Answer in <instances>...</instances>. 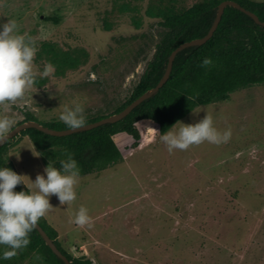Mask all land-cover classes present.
<instances>
[{"label":"rangeland","instance_id":"1","mask_svg":"<svg viewBox=\"0 0 264 264\" xmlns=\"http://www.w3.org/2000/svg\"><path fill=\"white\" fill-rule=\"evenodd\" d=\"M203 1L209 0H0V31L15 20L19 33L35 41L38 72L49 64L44 41L79 57L62 74L37 76L9 111L0 106V117L15 125L29 110L43 121L60 120L74 102L86 118L111 112L129 96L168 30L161 21ZM205 115L219 131L231 129L229 142L169 154L159 138L166 132L146 121L139 145L121 161L80 176L74 203L50 196L53 209L43 219L61 245L96 264H264V84L199 104L177 122L195 124ZM177 122L168 131L178 130ZM5 151L11 170L25 176L18 191H33L38 174L47 178L27 136L9 138ZM80 206L92 228L72 223Z\"/></svg>","mask_w":264,"mask_h":264},{"label":"trees","instance_id":"2","mask_svg":"<svg viewBox=\"0 0 264 264\" xmlns=\"http://www.w3.org/2000/svg\"><path fill=\"white\" fill-rule=\"evenodd\" d=\"M220 1L194 3L180 13L165 17L161 24L168 30L157 43L152 59L129 96L109 113L89 115L87 122L121 110L139 94L153 87L162 76L172 49L179 43L201 37L208 31ZM235 1L253 11L264 22V0ZM41 52L46 61L55 67L57 74L75 68L79 63V57L74 52L62 49L53 42H42ZM206 57L214 62L211 69L200 66ZM252 84H264V25L239 8L226 5L211 37L202 44L180 49L163 85L134 106L123 118L65 135H51L34 127H26L18 133L27 136L45 168L50 164L61 169L60 161L66 159L64 150L67 149L77 161L80 176L94 174L115 165L139 145L144 122L154 123L159 134H163L195 106L223 101L230 93ZM197 93V99L190 98ZM27 120H35L56 129L67 128L61 120L43 121L33 112L24 110L23 121ZM8 141L9 138L0 145V169L6 167L11 170L5 151ZM14 191L19 192L15 188ZM38 223L71 264H96L92 258L77 257L64 248L56 238L55 229L43 218ZM29 238L31 242L27 248L9 260L3 259V252L10 249L0 245V264L35 260L36 253L44 258L43 261L35 260L40 264H65L45 243L36 228Z\"/></svg>","mask_w":264,"mask_h":264},{"label":"clouds","instance_id":"3","mask_svg":"<svg viewBox=\"0 0 264 264\" xmlns=\"http://www.w3.org/2000/svg\"><path fill=\"white\" fill-rule=\"evenodd\" d=\"M38 49L35 41L25 34L19 33V25L15 20H9L0 31V106L4 111L22 99L31 91L37 82V76L50 77L55 67L49 63L43 72H38L34 64ZM202 68L211 69L214 62L211 58L203 59ZM199 93L194 97L195 100ZM187 97V99H190ZM84 107L74 102L73 107L65 106L59 119L69 129H79L86 125ZM180 127L176 131H168L160 135V140L166 145L169 154L175 150L186 151L193 146L205 142L221 145L229 142L231 129L223 132L214 126L213 117L205 115L195 124L185 125L177 122ZM14 126V121L8 116L0 117V141L4 142ZM155 132L159 133L155 129ZM66 159L61 160V169L48 165L43 175H37L30 187V192L14 191L17 185L24 184V177L8 168L0 169V245L10 250L3 252V259L9 260L18 255L30 244V233L38 226L41 218L52 209L49 197L55 195L61 205H71L77 199L75 191L80 179V168L73 154L64 150ZM34 155V154H33ZM34 156H39L34 155ZM72 223L83 228H92L93 221L86 207L80 206ZM34 259L43 261V256L34 254Z\"/></svg>","mask_w":264,"mask_h":264},{"label":"water","instance_id":"4","mask_svg":"<svg viewBox=\"0 0 264 264\" xmlns=\"http://www.w3.org/2000/svg\"><path fill=\"white\" fill-rule=\"evenodd\" d=\"M226 5H232L234 7L239 8L240 10L244 11L246 14H248L249 16H251L256 22L261 23L264 25V22H262L258 16L251 10L246 9L242 6H240V4L235 1V0H221L218 4H217V10H216V15L215 18L211 24V26L209 27L208 31L201 37H196V38H192L190 40L187 41H183L181 43H179L174 49H172V51L170 52L168 59H167V64H166V68L162 74V76L160 77V79L157 81V83L151 87L149 90L142 92L141 94H139L137 97H135L132 101H130L125 107H123L121 110L114 112V113H110L106 116H103L97 120L91 121V122H87L85 126L79 128V129H69L64 128V129H56V128H52V127H48L45 126L41 123H39L38 121L35 120H27V121H22L19 122L17 124H15L11 130V132L8 134V138H12L13 136H15L21 129H24L26 127H34L40 131H43L45 133L51 134V135H65L74 131H78V130H83V129H89L91 127H94L98 124L104 123V122H114L117 121L121 118H123L125 115H127L130 110L136 106L139 102H141L143 99H145L146 97L150 96L152 93H154L156 90H158L163 83L167 80L171 67H172V62L173 59L176 55V53L189 45H194V44H202L204 43L207 39H209L211 37V35L213 34V31L215 30L220 18H221V14L224 10V7ZM6 139V140H7ZM5 140V141H6ZM4 141V142H5ZM4 142L0 141V145H2ZM36 229L38 230V232L41 234L42 238L44 239L45 243L51 248V250L58 255L65 264H71V262L69 261V259L66 257L65 254H63L60 249L55 245V243L53 242V240L49 237V235L47 234V232L43 229V227L38 223V226L36 227Z\"/></svg>","mask_w":264,"mask_h":264}]
</instances>
